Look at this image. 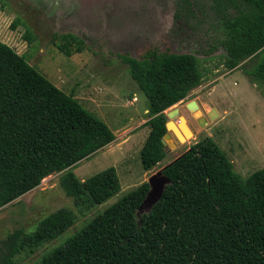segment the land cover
Returning a JSON list of instances; mask_svg holds the SVG:
<instances>
[{"label": "trees", "instance_id": "16d2710c", "mask_svg": "<svg viewBox=\"0 0 264 264\" xmlns=\"http://www.w3.org/2000/svg\"><path fill=\"white\" fill-rule=\"evenodd\" d=\"M220 22L219 63L264 85V0H212ZM13 27V24H12ZM25 29L23 37L30 39ZM63 55L81 50L71 33L53 34ZM146 99L148 131L139 149L144 170L164 156V110L194 87L204 72L191 53L149 50L122 56ZM113 139L107 125L0 41V207L61 172L59 187L75 211L59 207L26 232L0 238V264H16L52 240L119 189L112 166L80 180L72 168ZM166 182L145 212L143 181L90 218L32 264H264V167L242 177L204 137L162 170Z\"/></svg>", "mask_w": 264, "mask_h": 264}, {"label": "rangeland", "instance_id": "374dc122", "mask_svg": "<svg viewBox=\"0 0 264 264\" xmlns=\"http://www.w3.org/2000/svg\"><path fill=\"white\" fill-rule=\"evenodd\" d=\"M25 29L29 40L23 37ZM59 33L77 36L81 50L68 56L59 52L51 41ZM220 33L212 0H0V41L22 54L57 88L71 93L113 134L109 143L81 159L72 171L82 180L112 166L119 181L113 195L76 213L73 224L33 253L17 255L16 264H32L143 181L149 188L136 215L147 211L159 194V184L166 182L157 172L204 137L218 146L242 177L264 167V85L253 83L240 68L226 70L219 63ZM149 50L191 53L204 76L163 111L173 122L182 116L191 134L179 141L166 130L165 156L144 170L139 149L148 131L146 99L121 57L139 58ZM190 100L195 108L186 107ZM60 173L43 177L37 186L0 207V238L15 227L31 231L38 219L56 208L75 211L59 187Z\"/></svg>", "mask_w": 264, "mask_h": 264}, {"label": "water", "instance_id": "95a60500", "mask_svg": "<svg viewBox=\"0 0 264 264\" xmlns=\"http://www.w3.org/2000/svg\"><path fill=\"white\" fill-rule=\"evenodd\" d=\"M186 107L187 108H190V109H192V108H195L196 107V104H195V102L193 101V100H190V101H188L187 103H186ZM211 112L209 113V115L210 116H212L213 114H214V112H213V110H210ZM169 114H171V112H168L167 113V115H169ZM178 119L179 120H184L185 121V119L182 117V116H179L178 117ZM164 126H165V130H170V132H172L173 133V135L176 137V139L177 140H179V141H181V140H184V138H183V136L179 133V131L177 130V128H176V126H175V123L172 121V120H170V119H168V120H166L165 121V123H164ZM161 141H162V143H164L163 142V140H162V138H161ZM166 166V165H165ZM164 166V167H165ZM164 167H162L158 172H157V174L158 175H160L161 176V179H165V177L162 175V173H161V170L164 168ZM165 181H166V179H165ZM149 184V183H148ZM162 186H163V184H159V193H160V190H161V188H162ZM148 192V191H147ZM147 192H146V194H145V196H144V199H143V201L141 202V204L139 205V207L142 205V203L144 202V200L146 199V197H147ZM159 195V194H158ZM158 197V196H157ZM156 200V199H155ZM154 200V201H155ZM138 207V208H139ZM137 208V209H138Z\"/></svg>", "mask_w": 264, "mask_h": 264}, {"label": "bare ground", "instance_id": "6f19581e", "mask_svg": "<svg viewBox=\"0 0 264 264\" xmlns=\"http://www.w3.org/2000/svg\"><path fill=\"white\" fill-rule=\"evenodd\" d=\"M174 123H175L177 130L183 136V138L191 134L184 120L182 121V120L177 119Z\"/></svg>", "mask_w": 264, "mask_h": 264}, {"label": "crops", "instance_id": "0c3cea01", "mask_svg": "<svg viewBox=\"0 0 264 264\" xmlns=\"http://www.w3.org/2000/svg\"><path fill=\"white\" fill-rule=\"evenodd\" d=\"M135 98V97H134ZM136 99V98H135ZM146 111V110H145Z\"/></svg>", "mask_w": 264, "mask_h": 264}]
</instances>
